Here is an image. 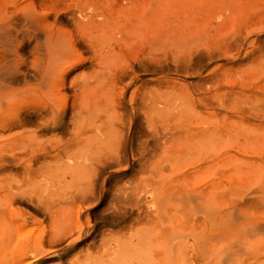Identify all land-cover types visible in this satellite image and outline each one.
<instances>
[{"label":"bare ground","instance_id":"6f19581e","mask_svg":"<svg viewBox=\"0 0 264 264\" xmlns=\"http://www.w3.org/2000/svg\"><path fill=\"white\" fill-rule=\"evenodd\" d=\"M206 21L162 27L158 0H0V261L24 203L45 223L19 245L30 264H264V61L254 89L115 93L135 65L205 61L222 45Z\"/></svg>","mask_w":264,"mask_h":264},{"label":"rangeland","instance_id":"374dc122","mask_svg":"<svg viewBox=\"0 0 264 264\" xmlns=\"http://www.w3.org/2000/svg\"><path fill=\"white\" fill-rule=\"evenodd\" d=\"M175 1L165 0V3L164 0H158L159 22L162 27L172 25V22L178 25L183 21H194V19L196 20L201 16V13H204L206 20H209V24L207 21L205 23L206 28H208L207 30L210 27L213 28H210L209 35L214 36L217 40L220 39L219 42L222 45H218V48L216 46L214 49H207L209 56L205 54V61L202 59L200 63H196L197 65L194 64L182 68L177 66L179 67L177 68L172 65L171 58H168L166 59L167 64L163 65V68L155 74L144 72L135 65L130 76L115 85V93L118 95L122 90L126 89L125 100L127 101L130 96L129 93L135 88L139 86L149 87L153 80H157L163 85H184L196 99L201 97L203 91L213 92L216 89H220V92H226L230 89H237L239 85H244L252 89L258 87L260 85V74L255 72V68L257 67L255 64L264 61V0ZM109 2L114 7L136 8L141 10L143 7L144 9L149 8L150 0H109ZM162 6L167 7L165 9ZM229 24L233 25L230 26ZM216 26L220 27V32L216 31ZM235 42L237 43L236 45H234ZM131 51L122 48L123 54L129 61H133L136 58V55ZM180 70L184 73L177 72ZM221 70L229 71V75L227 74L228 77L219 78L218 75ZM132 77L135 78L136 82L131 83L129 85L130 87L126 86ZM195 111L202 115L206 112H216L218 115L225 113L231 114L230 112H225L223 109H206L199 104H196ZM6 219L13 224V227L9 236H7L8 252L4 259L0 261V264H30L34 259L33 248L27 246L20 249L19 245L26 236L36 234L45 223L40 224V216L24 203L13 204L12 210L6 214ZM71 221L73 223L72 228L79 223H85L84 218L81 217L79 220H76L74 215L71 216ZM70 255L71 253H69V257Z\"/></svg>","mask_w":264,"mask_h":264}]
</instances>
